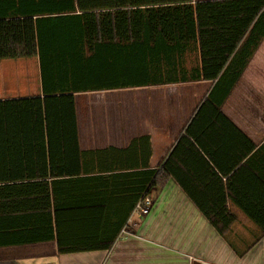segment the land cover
Instances as JSON below:
<instances>
[{
  "label": "trees",
  "instance_id": "trees-1",
  "mask_svg": "<svg viewBox=\"0 0 264 264\" xmlns=\"http://www.w3.org/2000/svg\"><path fill=\"white\" fill-rule=\"evenodd\" d=\"M183 44L198 51L200 66L191 76L215 84L162 170L150 168L147 136L122 149L82 150L75 94L136 86L174 58L173 71L181 75V58L190 50ZM239 48L245 60L234 70ZM260 55L264 0H0V60L38 57L43 92L0 99V248L55 241L61 254L108 250L161 171L198 203L172 162L187 146L195 148L190 136L197 138L194 127L206 109L234 126L222 105L242 76L264 93L252 75ZM112 172L118 173L107 176ZM75 185L102 203L89 205L92 199L81 198ZM116 185L119 197L134 198L112 224L104 222L105 195ZM228 190L233 195L231 182ZM234 200L264 235V199L252 206ZM198 204L221 235L236 220L225 200Z\"/></svg>",
  "mask_w": 264,
  "mask_h": 264
},
{
  "label": "crops",
  "instance_id": "crops-1",
  "mask_svg": "<svg viewBox=\"0 0 264 264\" xmlns=\"http://www.w3.org/2000/svg\"><path fill=\"white\" fill-rule=\"evenodd\" d=\"M182 46L190 50L181 58V75L173 71L175 61L176 65L179 62L174 58V63L162 64L148 77H140L142 84L75 94L82 150L122 149L135 138L147 136L152 149L150 168L162 170L184 128L215 84L191 76L200 66L198 51L194 44ZM36 58L0 60V99L43 95L40 61ZM244 60L245 54L239 48L231 68H240ZM31 61L34 68L30 67ZM252 68V75L264 88V55L256 58ZM98 92L111 96L100 107L104 119L82 123L78 96ZM222 111L234 126L206 109L198 117L194 133L209 152L190 136L201 152L187 146L186 153L176 157L172 165L200 205L227 202L236 220L224 235L218 233L175 177L161 171L163 176L149 195L150 212L140 217L134 209L127 221L129 228L118 234L110 249L61 254L55 241L3 247L0 264H264L263 232L234 200L252 206V200L264 199V93L242 76ZM128 170L124 168V172ZM127 176L129 186L132 177ZM229 182L233 195L228 190ZM74 187L81 198L92 199L89 205L102 203L87 194L85 185ZM111 190L112 195L108 191L105 195L104 222L117 224L134 197H119L115 193L118 185L111 186ZM110 199L112 204L108 203Z\"/></svg>",
  "mask_w": 264,
  "mask_h": 264
},
{
  "label": "rangeland",
  "instance_id": "rangeland-1",
  "mask_svg": "<svg viewBox=\"0 0 264 264\" xmlns=\"http://www.w3.org/2000/svg\"><path fill=\"white\" fill-rule=\"evenodd\" d=\"M31 57L30 59H34ZM37 62H38V58ZM30 67L34 68V63L31 61ZM38 65V63H37ZM107 99H111V96L105 92L87 93L85 95L78 96V110L82 123H88V121H100L105 117L104 110H101V105H105Z\"/></svg>",
  "mask_w": 264,
  "mask_h": 264
},
{
  "label": "built area",
  "instance_id": "built-area-1",
  "mask_svg": "<svg viewBox=\"0 0 264 264\" xmlns=\"http://www.w3.org/2000/svg\"><path fill=\"white\" fill-rule=\"evenodd\" d=\"M152 207V199L147 196V197H143L136 205L135 207V211L137 213L138 216H145L147 215ZM122 231H125V229H123Z\"/></svg>",
  "mask_w": 264,
  "mask_h": 264
},
{
  "label": "water",
  "instance_id": "water-1",
  "mask_svg": "<svg viewBox=\"0 0 264 264\" xmlns=\"http://www.w3.org/2000/svg\"><path fill=\"white\" fill-rule=\"evenodd\" d=\"M194 264H205V263H201V262H197V261H195Z\"/></svg>",
  "mask_w": 264,
  "mask_h": 264
}]
</instances>
